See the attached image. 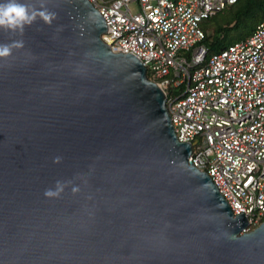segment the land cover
Returning <instances> with one entry per match:
<instances>
[{
  "label": "water",
  "instance_id": "obj_1",
  "mask_svg": "<svg viewBox=\"0 0 264 264\" xmlns=\"http://www.w3.org/2000/svg\"><path fill=\"white\" fill-rule=\"evenodd\" d=\"M47 7L0 65V264H264V222L242 233L141 62L87 0Z\"/></svg>",
  "mask_w": 264,
  "mask_h": 264
},
{
  "label": "built area",
  "instance_id": "obj_2",
  "mask_svg": "<svg viewBox=\"0 0 264 264\" xmlns=\"http://www.w3.org/2000/svg\"><path fill=\"white\" fill-rule=\"evenodd\" d=\"M236 1L87 0L106 24L101 41L115 40L110 51L137 58L164 92L176 140L190 144L188 161L232 216L243 213V233L264 222V19L207 58L199 27ZM180 85L182 92L166 95Z\"/></svg>",
  "mask_w": 264,
  "mask_h": 264
},
{
  "label": "clouds",
  "instance_id": "obj_3",
  "mask_svg": "<svg viewBox=\"0 0 264 264\" xmlns=\"http://www.w3.org/2000/svg\"><path fill=\"white\" fill-rule=\"evenodd\" d=\"M95 15L94 12L88 13L89 19ZM56 19L57 13L49 10L47 0H0V33L7 35L9 39L7 43H0V65L12 57L14 50L24 49V40L16 37H22L27 28L38 22L52 25ZM61 159L60 156H56L53 158V163L58 164ZM71 183L70 180H57L53 186L44 190L43 195L46 198H59ZM71 190L76 193L79 188L74 186Z\"/></svg>",
  "mask_w": 264,
  "mask_h": 264
},
{
  "label": "trees",
  "instance_id": "obj_4",
  "mask_svg": "<svg viewBox=\"0 0 264 264\" xmlns=\"http://www.w3.org/2000/svg\"><path fill=\"white\" fill-rule=\"evenodd\" d=\"M262 0H245V3L240 6V0H237L234 4L226 6L221 11L215 13L214 15L210 16L209 18L202 20L199 23V27L204 33V38L201 41V44L205 47L206 53L205 58L209 57L213 53H217L225 48H227L229 45L234 44V42H239L246 37H248L252 31L257 27V25L262 21L260 20L255 26L247 27V24H245L244 18L246 17H254V13L252 11L253 7H258ZM235 9L234 14L232 17L227 18L223 21L222 24L214 25V20L219 16V14L226 9L233 8ZM252 14V15H251ZM264 19V18H263ZM244 20V22H242ZM238 30L240 31L241 35L239 36V40L231 42L226 41L224 38H217V35L224 32H229L231 30ZM224 42H229L228 44H224ZM146 77L148 75L146 74ZM183 85H180L178 87L179 91L182 92ZM171 90L168 89L167 94H171ZM179 92V93H180ZM173 93V92H172Z\"/></svg>",
  "mask_w": 264,
  "mask_h": 264
},
{
  "label": "rangeland",
  "instance_id": "obj_5",
  "mask_svg": "<svg viewBox=\"0 0 264 264\" xmlns=\"http://www.w3.org/2000/svg\"><path fill=\"white\" fill-rule=\"evenodd\" d=\"M245 3V0H240V3L239 5L242 6L243 4ZM132 10H134V7H132ZM234 7L233 8H229V9H226L225 11L221 12L219 14V16L217 18H215V20L213 21L214 22V25H220L223 23L224 20H226L227 18H230L233 16L234 14ZM253 13H254V17H246L244 18V20L242 22H244L245 24H247V27H254L255 24H257L260 20H263L264 18V0L261 1V3L259 4L258 7H253L252 9ZM252 15V14H251ZM241 35L240 31L234 29V30H231L229 32H224V33H220L217 35V38H224V40L226 41H231V42H234V41H237L239 40V36ZM229 42H224V44H228ZM235 43V42H234ZM173 92V95H177L179 94V89H169ZM195 142H199V141H195ZM200 145L199 143H196V144H193V146H198Z\"/></svg>",
  "mask_w": 264,
  "mask_h": 264
}]
</instances>
